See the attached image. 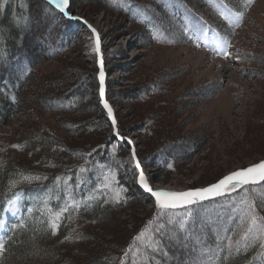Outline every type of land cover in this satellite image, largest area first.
Instances as JSON below:
<instances>
[{
	"label": "trees",
	"instance_id": "obj_1",
	"mask_svg": "<svg viewBox=\"0 0 264 264\" xmlns=\"http://www.w3.org/2000/svg\"><path fill=\"white\" fill-rule=\"evenodd\" d=\"M96 1L91 8L100 6L126 16L144 29L146 45L182 46L194 51L199 43L183 16L194 18L206 32L229 41L233 26L215 5L222 3L228 15L244 13L246 8L242 0ZM77 2L75 7L70 0L69 14L85 18V8L80 0ZM0 4V216L19 192L24 197L22 207H31L4 243L0 264H14V253H19L23 264H121L122 259L124 264H264V248L260 247L264 244V182L192 208L158 210L153 206L122 241L114 240L125 225L115 213L131 208L139 199L149 202V198L138 190L132 156L114 139L111 123L98 102V71L95 66L93 73L82 64L73 65L68 76L64 72L54 80L39 71L44 62L65 60L73 52L80 54L77 46L82 43L74 33L83 26L69 21L44 0H0ZM251 39L250 45L255 37ZM249 44L235 49L233 55L244 71L252 72L250 78L264 81V49L260 55L255 54L247 48ZM261 69L262 74L257 73ZM168 85L154 74L135 94H128L124 103L138 107L160 97L166 103ZM200 89L210 94V101L219 93L220 84L213 82ZM18 104L29 118L11 139L3 127L10 120V108ZM30 105L61 115L60 130L67 135H60L46 122L37 127L34 120L38 114ZM161 117V113L154 119L145 115L138 125L137 133L150 150L146 156L136 151L143 172L150 166L173 172L195 151L185 139L168 137ZM254 119L257 131L264 134V120L259 116ZM117 127L120 136L126 135L118 123ZM14 144L20 147L13 148ZM24 176L33 179L24 180ZM105 177H109V188L102 187ZM120 190L121 199H110ZM87 197L94 198L85 201ZM73 200L85 202L61 214L53 235L49 219L66 204L71 206ZM253 215L257 230L245 236ZM177 221L183 222V229ZM96 226L98 231L106 227L104 233L113 238L111 244L106 237L91 232ZM141 231L144 237L134 240ZM236 241H240L239 246ZM130 245L132 251L125 257Z\"/></svg>",
	"mask_w": 264,
	"mask_h": 264
},
{
	"label": "rangeland",
	"instance_id": "obj_2",
	"mask_svg": "<svg viewBox=\"0 0 264 264\" xmlns=\"http://www.w3.org/2000/svg\"><path fill=\"white\" fill-rule=\"evenodd\" d=\"M94 2L97 1L80 0L82 9L85 8L83 11L87 19L78 17L82 20L80 25L83 28H78L74 33V36H77L83 44V47H81L82 44L77 46L80 54L77 56V52H73L68 55L69 58L65 57V60L44 62L39 66V71L46 73L51 80H54L56 76L64 72L68 76L70 67L73 65L81 66L82 64L85 69L93 73V66H95L98 71L99 85V72L102 66L105 99L112 108L117 123L126 134L119 135L123 137V139L120 138L121 140H117L114 134L113 137L115 136L114 139L118 145L129 154L132 148H135V153L139 151L141 156L149 153L150 150L144 147L137 133L138 125L140 126L139 122L145 115L154 119L161 113V121L166 124L168 130L167 136L173 135V137L185 139L195 151L187 163L173 172L165 173L153 166L145 169L144 174L153 190L182 192L192 188L207 187L232 171L264 160V134L257 131L256 123L253 122L257 116L264 120V81L259 78H250L252 72L244 71V66L238 63L236 56L233 55L235 49L245 48L247 43L249 44L252 35L257 45L255 47L253 42L247 48L250 51L254 50L255 54L262 53L264 0H253L251 5H246L244 2L246 8L238 27L235 16L228 15L222 3L215 5L223 16L229 17L226 21L233 26L229 43L224 46L227 56L216 44L218 40L224 38H220L215 32H209L207 29L206 32L204 26H201L194 18L183 16L182 20L188 24L189 30L199 43L196 52L182 46L146 45L144 29L134 25L126 16L112 14L100 6L91 8ZM72 3L76 7L78 2L72 0ZM89 25L99 36V53L95 51V36ZM232 46H234L233 50L230 49ZM262 72L263 69L257 73L262 74ZM154 74L161 78L163 83L169 84L165 94L168 96L166 103L161 97L152 104L149 102L143 106L140 104L138 107L124 103V98L128 94H135L134 92L148 79L154 77ZM213 82L220 84V91L209 101L207 99L210 94L199 88ZM100 106L102 107L101 104ZM33 107L34 105H30V108L33 109ZM34 109L38 114V118L34 120L37 127L41 126L40 123L46 122L51 129H57L60 135H67L60 130L62 124L58 118L61 115L45 112L38 106ZM104 112L107 115L105 110ZM10 115V120L3 129L12 135H10L11 139H14V134L20 132L26 125L29 114L27 115L18 104L10 108ZM261 125L263 130L264 125ZM128 141H131V144ZM129 189H132L131 186ZM17 196L22 199L21 193ZM147 197L150 203L139 199L131 208L115 213L117 214L115 218L124 221L125 225L121 227L122 230L114 240L120 238L122 241L146 212L156 206L154 197ZM132 208L136 209L130 211ZM30 209L29 205H25L18 215L12 217L11 227L9 226L10 228L6 230L9 233L6 234L3 228L4 238L10 237V233L15 232L24 216L31 212ZM10 219H6L5 208L0 216V225L9 222ZM96 228L98 227L91 230L93 234L106 237L108 245L113 242V238L107 237L104 233L106 227H99L100 231L95 230ZM4 238L0 241L5 243ZM11 258L14 264L25 263L19 253H14Z\"/></svg>",
	"mask_w": 264,
	"mask_h": 264
},
{
	"label": "snow or ice",
	"instance_id": "obj_3",
	"mask_svg": "<svg viewBox=\"0 0 264 264\" xmlns=\"http://www.w3.org/2000/svg\"><path fill=\"white\" fill-rule=\"evenodd\" d=\"M69 2L70 0H48L49 4H52L55 6L56 9L59 10L60 13H63L65 16H69V12L67 9L69 8ZM246 5H251L253 0H244ZM3 8V5L0 4V9ZM223 15V13H221ZM235 16V23L236 26H239V20L243 16V12H235L233 14ZM226 19L228 17H225ZM89 28L91 29V25H89ZM93 35L95 36V51L99 53L100 51V40L99 36L96 34L95 29H91ZM229 42L227 40L221 39L216 42L217 47L223 51V54L225 56L228 55L227 51H224V46L227 45ZM99 102L103 106V109L107 110V115L109 119L111 120V127L113 130V134L117 137H119V131L117 127V121L113 114V110L108 104V102L105 99V80H104V72L103 67L101 66V70L99 72ZM123 139V137H120ZM129 144H131V141H128ZM13 148H19V145H12ZM132 159L136 160V153L135 149L132 150ZM172 166L169 165V168ZM136 168L140 169L141 165L139 161H136ZM84 169H81L83 171ZM24 180H31L33 177L24 176ZM35 179H39V177H35ZM57 181H60V177L56 178ZM112 180L115 179L114 175L111 177ZM109 177H105V183L102 185L103 188L109 187ZM138 184L143 188L146 192L150 193L152 197L155 198V205L158 210L160 209H176L181 207H186L188 205L196 204L198 201H203L209 198L213 197H219L224 196L226 194H231L233 192H236L238 189H243L246 185H255L260 182H264V160H261L258 163H254L246 168H241L236 171H232L227 175H224L222 178L218 179L215 183H212L208 185L207 187H201V188H192L187 191L182 192H175V191H166V190H153L150 187V184L148 182L147 177L145 176L143 170H140L138 180ZM65 184H67V181H64ZM121 191H116L113 196L110 197L113 201H118L121 199ZM94 197H87L85 198V201L93 199ZM85 201H72L71 206L65 205L64 208L60 210V212L55 213L54 216H52L49 221V227L52 230V234H56V230L58 228V221L60 220L61 214L63 212H69L75 208H78L81 203H84ZM105 203H108V200L104 201ZM242 203H245V200L241 201ZM251 208L252 206L249 205ZM31 211V209L29 210ZM50 211V210H49ZM171 222V220L169 221ZM179 223L180 228H184V224L182 221H177ZM256 217L253 215L249 224V227L247 231L245 232V236H248L251 233H254L256 231ZM145 233L141 231V233L134 238V240H140L143 238ZM65 239H68V237H65ZM150 239V238H149ZM240 241H236V245L239 246ZM151 247V245L149 246ZM232 247V242H229V248ZM261 248H264V244L260 245ZM5 250V244L3 241H0V254H2ZM158 250L157 249H153ZM132 251V246H129V249L125 251V257L128 255V253ZM135 255V253H133ZM121 264H124L123 259L121 260ZM133 264H135V261H133Z\"/></svg>",
	"mask_w": 264,
	"mask_h": 264
},
{
	"label": "water",
	"instance_id": "obj_4",
	"mask_svg": "<svg viewBox=\"0 0 264 264\" xmlns=\"http://www.w3.org/2000/svg\"><path fill=\"white\" fill-rule=\"evenodd\" d=\"M47 3H48V0H45ZM49 4V3H48ZM52 7H54L55 8V6L54 5H52V4H50ZM56 9V8H55ZM69 9V8H68ZM68 9H67V11H68ZM58 10V9H57ZM59 11V10H58ZM63 14V13H62ZM64 15V14H63ZM65 16V15H64ZM66 18H68V19H70V20H72V21H75V22H78V23H81L82 22V20L80 19V18H78V17H74V16H66ZM103 107V106H102ZM105 110V109H104ZM106 112H107V110H105ZM108 119H109V117H108ZM110 120V119H109ZM111 121V120H110ZM115 137V136H114ZM116 138H117V140H121L120 139V137H117L116 136ZM124 141H126V140H124ZM133 149H135V148H132V150ZM132 150H131V154H132ZM136 161H138L137 160V158H136V160H134V163H135V166H136ZM139 170V172H140V170H142V168H140V169H138ZM147 193V195H149V196H151V194L150 193H148V192H146ZM225 196V195H224ZM220 197H223V196H219V197H213V198H209V199H206V200H203V201H198L197 203H200V202H204V201H208V200H213V199H216V198H220ZM196 203V204H197ZM193 205H195V204H193ZM188 206H192V205H188Z\"/></svg>",
	"mask_w": 264,
	"mask_h": 264
},
{
	"label": "bare ground",
	"instance_id": "obj_5",
	"mask_svg": "<svg viewBox=\"0 0 264 264\" xmlns=\"http://www.w3.org/2000/svg\"><path fill=\"white\" fill-rule=\"evenodd\" d=\"M155 190H159V189H155ZM162 190V189H160ZM166 191H170V190H166ZM173 191V190H172ZM155 199V198H154ZM13 204H9L6 208V219H10L13 216H16L17 214L14 213L13 208H12ZM19 228V227H18ZM16 232V231H15ZM3 226L0 228V239H3ZM5 236V235H4Z\"/></svg>",
	"mask_w": 264,
	"mask_h": 264
}]
</instances>
